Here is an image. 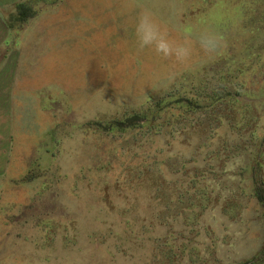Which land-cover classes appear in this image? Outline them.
Returning a JSON list of instances; mask_svg holds the SVG:
<instances>
[{"label":"rangeland","instance_id":"1","mask_svg":"<svg viewBox=\"0 0 264 264\" xmlns=\"http://www.w3.org/2000/svg\"><path fill=\"white\" fill-rule=\"evenodd\" d=\"M231 2L154 90L121 0H0V264H264V0Z\"/></svg>","mask_w":264,"mask_h":264},{"label":"clouds","instance_id":"2","mask_svg":"<svg viewBox=\"0 0 264 264\" xmlns=\"http://www.w3.org/2000/svg\"><path fill=\"white\" fill-rule=\"evenodd\" d=\"M121 8L134 13V35L139 52L151 51L164 61H172L167 70L152 73L153 89L172 84L180 68L196 67L195 55L202 59L219 58L227 48V30L241 18L231 0H212L210 6L192 21H185V0H121ZM257 136L264 137V125Z\"/></svg>","mask_w":264,"mask_h":264}]
</instances>
